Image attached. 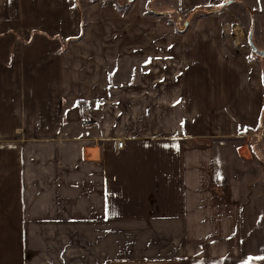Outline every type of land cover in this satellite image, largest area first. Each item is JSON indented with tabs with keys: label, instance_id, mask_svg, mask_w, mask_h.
Segmentation results:
<instances>
[{
	"label": "crops",
	"instance_id": "obj_1",
	"mask_svg": "<svg viewBox=\"0 0 264 264\" xmlns=\"http://www.w3.org/2000/svg\"><path fill=\"white\" fill-rule=\"evenodd\" d=\"M117 1L0 0V205L23 207L25 239L0 264L239 263L263 183L239 180L235 142L264 140L245 39L264 0ZM151 4L218 12L178 32Z\"/></svg>",
	"mask_w": 264,
	"mask_h": 264
},
{
	"label": "rangeland",
	"instance_id": "obj_2",
	"mask_svg": "<svg viewBox=\"0 0 264 264\" xmlns=\"http://www.w3.org/2000/svg\"><path fill=\"white\" fill-rule=\"evenodd\" d=\"M84 1L88 2L89 0H84ZM117 3H120L121 5L124 6L127 3H131V1L119 0V2L117 1ZM152 8L155 9L154 7ZM155 10H158V9H155ZM167 10H174V9H167ZM198 17L200 18V17H206V16H200L199 12L193 11L187 17L177 11V13L171 16L170 18L173 19L174 21L177 20L179 25H183L186 20H189L190 21L189 23L193 24L192 22H195V20ZM240 20H244V19L241 18ZM250 31L252 30L248 28L245 31V39L247 38L246 41L248 40V36H250V34H253V31L251 33ZM260 33L261 32L258 31V37L253 36V42L257 50L261 53V51H264V35ZM251 53H253L252 55L254 57H257V59H262L263 55H261L260 53H255L253 49L251 50ZM263 62H264V59H263ZM83 115L88 117L90 115V112L88 115H85L83 112ZM259 128L260 126L257 127V130H255L257 134L259 133L258 132ZM245 142L248 143L250 148L252 149V157L248 155L250 160L247 161L246 159L241 158L239 156V159L240 161H242V163L239 164L237 168V170H239L238 178L241 182H244V183L251 184L254 182L256 183L258 181H261L263 183H258V189L256 191L249 193L251 206H247L248 208L247 219L251 223L254 224L253 230L255 232L252 233L250 239L247 238V241L245 242L244 259L241 260V262L239 263H233V264H248L250 260L253 259V257H251V253L257 256L264 254V140L263 138L261 139L259 137H256V138L254 137V138H251L249 142H247V140L245 141L242 138H240L239 141L235 142V145L237 144L241 145ZM0 145H5V143H2ZM22 150L23 148L20 147L19 152H22ZM0 151H1V147H0ZM23 167L24 166H22V168ZM4 170L5 169L1 168L0 172H4ZM2 177L3 176H0V201H2L3 198H6L4 191L1 189V187L4 186V183H1ZM18 191L19 190L14 191V194L16 193L18 194ZM39 193L40 191L38 188L37 191L35 192V195L38 196ZM22 209L23 207L21 205L13 206V205L6 204V202L0 205V252L1 253L5 252V254H7V253H10V251L12 250L15 251L16 253L17 252L20 253L22 252L25 246V243H24L25 239L21 237L23 235L22 231L19 236L20 230H23V225H24L23 215L21 218V214L24 213L22 212ZM35 209H36V212L39 213V206H36ZM11 217L14 219L12 220ZM33 225H35L36 228L38 229L40 225H43V223L35 222L33 223ZM6 233H10L12 236ZM14 233L18 235L19 238L14 237ZM1 247H4V250ZM210 264H229V263L219 262V263H210Z\"/></svg>",
	"mask_w": 264,
	"mask_h": 264
},
{
	"label": "trees",
	"instance_id": "obj_3",
	"mask_svg": "<svg viewBox=\"0 0 264 264\" xmlns=\"http://www.w3.org/2000/svg\"><path fill=\"white\" fill-rule=\"evenodd\" d=\"M154 0H152L153 2ZM131 6V3H127L126 5H120L118 6L120 10H122L123 12H126L128 11V9L130 8ZM195 12H199L200 13V16H208L212 13H215V12H218V9L217 8H214V7H203V8H196L195 9ZM148 13L150 14H157V15H160V16H163L167 19V21L169 23H171L172 25H174L175 29L178 31V32H185L187 30V28L189 27V20H186L184 22L183 25H179L178 24V21H174L173 19H171L170 17L173 16L174 14L177 13V11L175 10H165V11H159V10H155L152 8V4L151 6L148 7ZM179 20V19H178ZM252 31H250L251 33Z\"/></svg>",
	"mask_w": 264,
	"mask_h": 264
},
{
	"label": "built area",
	"instance_id": "obj_4",
	"mask_svg": "<svg viewBox=\"0 0 264 264\" xmlns=\"http://www.w3.org/2000/svg\"><path fill=\"white\" fill-rule=\"evenodd\" d=\"M82 112H84L85 115H88L90 112V107L88 105H84L82 107ZM114 147L116 150H121L124 148V141L123 140H116L114 142Z\"/></svg>",
	"mask_w": 264,
	"mask_h": 264
},
{
	"label": "water",
	"instance_id": "obj_5",
	"mask_svg": "<svg viewBox=\"0 0 264 264\" xmlns=\"http://www.w3.org/2000/svg\"><path fill=\"white\" fill-rule=\"evenodd\" d=\"M249 39H250V45H251L253 51H254L255 53H260V52L257 50V48H256V46H255V44H254V42H253V34H250ZM260 54H261V55H264V51H261Z\"/></svg>",
	"mask_w": 264,
	"mask_h": 264
}]
</instances>
